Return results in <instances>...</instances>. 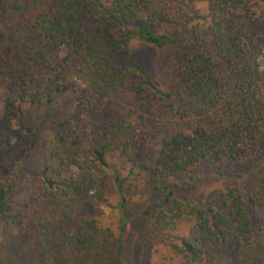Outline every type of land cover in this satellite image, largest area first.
<instances>
[{
    "label": "trees",
    "instance_id": "16d2710c",
    "mask_svg": "<svg viewBox=\"0 0 264 264\" xmlns=\"http://www.w3.org/2000/svg\"><path fill=\"white\" fill-rule=\"evenodd\" d=\"M133 43L167 51L168 91ZM262 65L264 0H0V223L51 127L32 176L35 200L60 207L33 220L46 257L123 264L138 214L168 240L167 264H264ZM65 94L68 115L29 123L26 106ZM206 179L225 186L213 195ZM128 192L145 202L132 214ZM114 199L117 234L68 212Z\"/></svg>",
    "mask_w": 264,
    "mask_h": 264
},
{
    "label": "rangeland",
    "instance_id": "374dc122",
    "mask_svg": "<svg viewBox=\"0 0 264 264\" xmlns=\"http://www.w3.org/2000/svg\"><path fill=\"white\" fill-rule=\"evenodd\" d=\"M132 51L134 57L153 75L156 85L164 91L169 90L170 78L167 69V51L155 50L141 43H133ZM264 69V65H262ZM73 109L70 94L61 96L49 108L40 110L32 106L25 107V116L30 124L43 120L58 119L68 115ZM54 130L49 127L41 135L36 148L29 154L26 162L21 166L19 176L13 175L16 181L14 193L9 197L6 207L7 213L16 214L13 223L5 221L0 223V258L5 264H91L87 258H78L69 252L65 258L45 256L37 249V240L34 239L36 232L35 218L46 217L49 220L59 217V205L46 201H37L34 197L35 182L32 176L40 170L42 156L47 148L49 138ZM243 167H246L245 165ZM248 168V166H247ZM205 170L201 168L195 175L204 176ZM199 178V177H198ZM180 183V179H177ZM224 182H216L206 179L202 189L217 195L224 188ZM118 200L110 201L109 207L81 210L80 204L71 202L69 214L78 216L82 213H92L101 224L110 228L117 234ZM144 198L128 192L127 211L134 213L138 207H144ZM36 221H38L36 219ZM167 239L158 235L148 218L140 217L138 214L130 218L127 225V237L125 239V258L123 264H167L168 251ZM108 259L92 264H109Z\"/></svg>",
    "mask_w": 264,
    "mask_h": 264
}]
</instances>
